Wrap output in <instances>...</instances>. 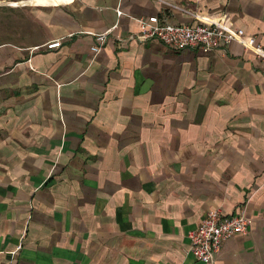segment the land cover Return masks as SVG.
Here are the masks:
<instances>
[{
  "label": "crops",
  "instance_id": "0c3cea01",
  "mask_svg": "<svg viewBox=\"0 0 264 264\" xmlns=\"http://www.w3.org/2000/svg\"><path fill=\"white\" fill-rule=\"evenodd\" d=\"M196 14L264 46V0H0V264H264V59L130 39ZM217 207L249 226L206 263Z\"/></svg>",
  "mask_w": 264,
  "mask_h": 264
},
{
  "label": "built area",
  "instance_id": "2783aa9c",
  "mask_svg": "<svg viewBox=\"0 0 264 264\" xmlns=\"http://www.w3.org/2000/svg\"><path fill=\"white\" fill-rule=\"evenodd\" d=\"M120 15L121 11H117ZM196 24L173 25L161 20L157 15L140 17V31L130 39L146 42L153 39L175 49H193L204 53L218 48H226L231 42H237L255 56L264 59V46L256 37L246 36L242 28L236 29L213 18L196 14ZM108 32L96 34L92 50L99 52ZM61 39H52L44 44L48 50L59 48ZM249 226L243 214H224L220 208L209 209L203 216L200 226L188 234L189 247L195 257L202 262L211 263L217 256L223 241L232 236L246 233Z\"/></svg>",
  "mask_w": 264,
  "mask_h": 264
}]
</instances>
